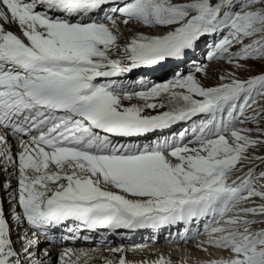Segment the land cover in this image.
<instances>
[{"label":"snow or ice","instance_id":"snow-or-ice-1","mask_svg":"<svg viewBox=\"0 0 264 264\" xmlns=\"http://www.w3.org/2000/svg\"><path fill=\"white\" fill-rule=\"evenodd\" d=\"M121 17L163 31L122 43ZM208 38V60L251 74L205 85L192 57ZM169 60H191L195 71L123 79ZM262 102L264 0H0V187L12 205L8 213L0 203V264H53L39 234L69 221L90 230L183 224L173 239L188 242L201 219L207 239L196 247L208 258L195 264H264ZM183 123L171 138L121 143ZM247 123L255 127L237 126ZM9 215L31 233L14 241ZM81 256L93 259L81 252L73 264ZM150 264L173 261L160 254Z\"/></svg>","mask_w":264,"mask_h":264},{"label":"bare ground","instance_id":"bare-ground-1","mask_svg":"<svg viewBox=\"0 0 264 264\" xmlns=\"http://www.w3.org/2000/svg\"><path fill=\"white\" fill-rule=\"evenodd\" d=\"M118 26L120 28L123 40L121 41L122 43L129 39L131 36L135 35L137 32H139L140 30L143 31L146 28H148L147 26H143L140 24H136V23H129L127 26H125L122 22L121 19L117 21ZM130 28H132V30H130ZM145 28V29H144ZM13 30H15V26H13ZM145 34H155V32H148ZM209 40V45L207 44V46L205 45V43H201L200 46L197 48L194 56L192 57L193 60H195V62L197 64H200L202 66H204L206 68L207 71V77L204 76L203 73H197L198 77L202 80V82L207 85V86H213L217 83H220L221 81L217 80L218 77H220L221 75H227V73L232 72V69H236L235 67H233V65L227 63V61L224 60H208L206 58V54L207 51L211 49L212 47V38H208ZM207 40V41H208ZM191 61V60H186V61H182V62H177L174 65L172 64V66H170L169 69H167L165 72H163L161 74L160 77H146V76H142V75H132V73L126 77H124L123 79L127 82V81H132V80H138V79H144L147 82L150 83H160V82H165L169 79L174 78L177 72H181L184 74H188L190 71H195L193 68V64L190 67H187V63ZM248 63H251L250 61ZM255 67L257 69H260L259 65H255ZM255 72H258L256 70H254ZM168 74V75H167ZM251 73L248 71V73H244L243 76H241L240 78H246L247 76H249ZM165 75L166 78L164 77ZM164 78V79H163ZM125 103H129V102H125ZM131 103H136V104H142L143 101L141 100H133L131 101ZM264 103V102H262ZM167 110V108L165 109H160V111H165ZM147 112L149 114H155L152 110H147ZM198 123V120L196 121ZM238 127L240 126H247V127H255L254 124L252 123H247L244 125H237ZM260 127H264V122H262L260 124ZM187 129L189 128V124L188 123H183V124H179L177 126H175V130L169 131V132H164L163 136L159 139V140H163L165 138H171L174 134H178L181 130ZM166 133V134H165ZM253 135L255 136L256 133H253ZM191 138V137H189ZM156 138H153V140H151V137L148 136L147 138H142L140 141H129V140H122L121 142L125 143V142H136V143H154ZM147 140H151L150 142H144ZM258 155H264V148H261L258 152ZM0 177H6L7 179V174L4 173V176ZM13 187L16 186V181L13 179L12 181ZM25 229L31 233V229H29V226L27 224H24ZM174 231L172 229H168L165 228L164 230V234L163 235H169L172 236L174 235ZM206 235L204 237L203 240L207 239V233L203 232L202 236ZM159 238H161V236H159ZM198 237L196 236L195 239H192L190 241H188L190 244H185L184 246L178 244L177 242H179V240H174L173 241H169L170 243H166L165 249L161 250L159 248H155L156 245H154L153 247L149 248L148 244H142L146 247L143 248V250H141L140 248L138 250H141L142 253H144L143 255L138 254L136 252L133 253H129V252H125V257L128 261H133L134 263H139L142 261H148L150 264L151 258L155 257L158 258V256L160 254H167L169 256V258L171 257V260L173 261V264H181L185 259L187 260V262L189 263H193L195 264V262L197 260H203V259H207L208 256L206 253H204L203 251H201L199 248L196 247L197 242H198ZM185 242V243H188ZM44 245L43 242L40 243V247H42ZM146 250H149L150 253L146 254ZM35 251V249H34ZM211 252H213L215 254L216 250L215 249H210ZM81 252H88L90 256H92L93 258L97 255V254H101L104 253L103 255L105 257H109L111 260H118L119 257L123 254L120 253H112L110 251H103V250H99L98 248H83L82 251H79L77 253V255L75 256V258L73 257L71 259V262H69L68 264H73L74 261H76V257L78 255H80ZM86 259V257L81 256L80 257V261L78 262V264H84V260ZM105 261V259H103ZM102 260V261H103ZM93 261V262H92ZM101 261V260H100ZM88 264H94V260H90L88 262Z\"/></svg>","mask_w":264,"mask_h":264},{"label":"rangeland","instance_id":"rangeland-1","mask_svg":"<svg viewBox=\"0 0 264 264\" xmlns=\"http://www.w3.org/2000/svg\"><path fill=\"white\" fill-rule=\"evenodd\" d=\"M145 29V28H144ZM130 30H132V28H130ZM162 32L163 31V29H152V28H146L145 30H143V31H139V32H144V33H148V32ZM207 44L209 45V40L207 41ZM233 71L232 72H235V74H236V76H238V77H241V76H243L244 75V73H248V70H247V68H245V69H232ZM254 70H256V71H259L260 69H257L256 67H254ZM228 74V73H227ZM168 75V74H167ZM167 75H165L164 77L166 78V76ZM173 76H175V75H173ZM164 79V78H163ZM217 80H219V77L217 78ZM220 81V80H219Z\"/></svg>","mask_w":264,"mask_h":264}]
</instances>
